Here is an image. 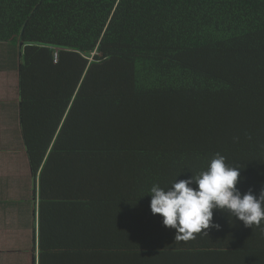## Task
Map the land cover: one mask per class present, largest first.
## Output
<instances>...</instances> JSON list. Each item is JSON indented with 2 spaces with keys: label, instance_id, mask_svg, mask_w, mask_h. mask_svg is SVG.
Segmentation results:
<instances>
[{
  "label": "trees",
  "instance_id": "trees-1",
  "mask_svg": "<svg viewBox=\"0 0 264 264\" xmlns=\"http://www.w3.org/2000/svg\"><path fill=\"white\" fill-rule=\"evenodd\" d=\"M24 27L69 170L43 263L264 264V0H0V43Z\"/></svg>",
  "mask_w": 264,
  "mask_h": 264
},
{
  "label": "crops",
  "instance_id": "crops-1",
  "mask_svg": "<svg viewBox=\"0 0 264 264\" xmlns=\"http://www.w3.org/2000/svg\"><path fill=\"white\" fill-rule=\"evenodd\" d=\"M41 109L24 102L19 46L0 43V264L63 263L41 258L44 246L59 245L65 234L46 191L69 171L65 155L51 156L47 136L55 137L42 132Z\"/></svg>",
  "mask_w": 264,
  "mask_h": 264
},
{
  "label": "water",
  "instance_id": "water-1",
  "mask_svg": "<svg viewBox=\"0 0 264 264\" xmlns=\"http://www.w3.org/2000/svg\"><path fill=\"white\" fill-rule=\"evenodd\" d=\"M24 30H25V27L21 33V37L19 39V43H18V46H19V61H20V73H21V70H22V63H23V43H22V36H23V33H24Z\"/></svg>",
  "mask_w": 264,
  "mask_h": 264
}]
</instances>
